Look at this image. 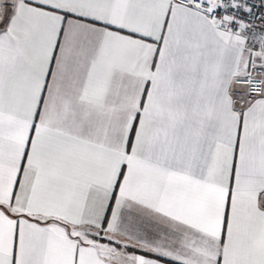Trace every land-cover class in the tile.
<instances>
[{
    "label": "snow or ice",
    "instance_id": "snow-or-ice-1",
    "mask_svg": "<svg viewBox=\"0 0 264 264\" xmlns=\"http://www.w3.org/2000/svg\"><path fill=\"white\" fill-rule=\"evenodd\" d=\"M0 264H264V0H0Z\"/></svg>",
    "mask_w": 264,
    "mask_h": 264
}]
</instances>
